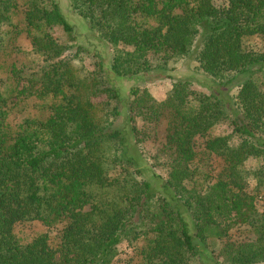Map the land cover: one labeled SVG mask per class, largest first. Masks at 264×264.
Returning <instances> with one entry per match:
<instances>
[{
  "label": "trees",
  "instance_id": "obj_1",
  "mask_svg": "<svg viewBox=\"0 0 264 264\" xmlns=\"http://www.w3.org/2000/svg\"><path fill=\"white\" fill-rule=\"evenodd\" d=\"M66 1L84 42L55 0H0V264H264V0ZM185 60L204 90L119 100Z\"/></svg>",
  "mask_w": 264,
  "mask_h": 264
},
{
  "label": "rangeland",
  "instance_id": "obj_2",
  "mask_svg": "<svg viewBox=\"0 0 264 264\" xmlns=\"http://www.w3.org/2000/svg\"><path fill=\"white\" fill-rule=\"evenodd\" d=\"M57 2L58 8L61 11L62 15L67 20L68 24L73 29L74 35L77 37L75 43L77 42H84L85 40L81 37L87 34L86 29L84 28L82 22L79 18L74 14L73 11L69 8V5L66 0H55ZM214 6H221L220 0H212ZM53 36L60 42L64 41L65 35L59 31L58 29L52 30ZM75 43H71V46H74ZM19 44L23 47V49L27 50L28 44L27 41L21 40ZM89 48L99 51L101 54L107 52L104 47L100 45L87 41L85 43ZM180 79H190L192 87L195 89H202L206 86L205 82L206 79L196 73L194 71V63L190 60H185L182 63L178 64L174 70L172 71H162V70H152L143 73L142 75L133 76V77H126V78H113L114 86L118 91L119 100L122 102L129 99L128 92L132 88L137 89H146L150 92L152 97L156 100L162 99L164 93L168 89L170 83L175 80ZM205 84V85H204ZM208 87V86H207ZM234 89V88H233ZM230 91L232 93L234 90ZM123 109H121V112ZM122 123V124H121ZM120 126L123 125V121H119ZM127 138V135H126ZM152 153L149 146H145L143 151V157L141 158L140 168H142V173L135 177L137 181H150L151 183H157L156 180L153 179L154 176H158L164 178L166 175V170L162 167H147L146 162L144 159H147L150 154ZM256 209L257 210H264V197L257 199L256 202ZM244 228L241 229H231L228 235L230 236L231 241H239L244 238V234L242 232ZM45 230L39 226L37 223L30 224V225H17L14 228V234L18 240L21 242H27L33 236L44 233ZM48 235H51L49 231H46ZM208 248L215 249H222L221 243L219 241H212L210 240L208 243ZM129 253L125 246V244H121L117 247V255L115 258H123L128 257Z\"/></svg>",
  "mask_w": 264,
  "mask_h": 264
}]
</instances>
